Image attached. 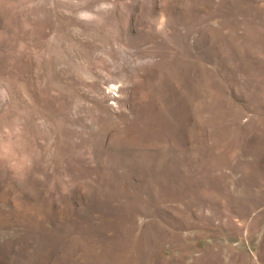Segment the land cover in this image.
Wrapping results in <instances>:
<instances>
[{
  "label": "rangeland",
  "instance_id": "obj_1",
  "mask_svg": "<svg viewBox=\"0 0 264 264\" xmlns=\"http://www.w3.org/2000/svg\"><path fill=\"white\" fill-rule=\"evenodd\" d=\"M0 264H264V0H0Z\"/></svg>",
  "mask_w": 264,
  "mask_h": 264
}]
</instances>
